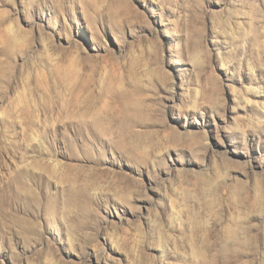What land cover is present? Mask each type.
<instances>
[{
  "label": "rangeland",
  "instance_id": "1",
  "mask_svg": "<svg viewBox=\"0 0 264 264\" xmlns=\"http://www.w3.org/2000/svg\"><path fill=\"white\" fill-rule=\"evenodd\" d=\"M0 264H264V0H0Z\"/></svg>",
  "mask_w": 264,
  "mask_h": 264
}]
</instances>
